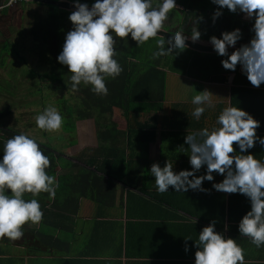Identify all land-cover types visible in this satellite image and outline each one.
Instances as JSON below:
<instances>
[{"label":"clouds","instance_id":"clouds-1","mask_svg":"<svg viewBox=\"0 0 264 264\" xmlns=\"http://www.w3.org/2000/svg\"><path fill=\"white\" fill-rule=\"evenodd\" d=\"M211 3L218 6L213 21L225 8L232 13H243L246 19L254 21L251 27L254 35L239 48H235L242 39L239 28L222 32L220 38L213 35L209 42L218 56L226 57L221 60L225 70L235 71L239 65L251 85L260 87L264 84V0H211ZM74 8L68 17L73 27L66 33L56 59L71 73L73 91H78L81 84L91 85L93 93L106 96V79H115L123 71L115 58L116 38L128 41L130 37L140 46L157 37L169 13L176 9V0H156L155 6L154 0H94L91 6L74 0ZM160 36L163 38L156 40V50L152 53L154 59L170 55L173 50H184L186 40L197 42L201 33L193 27L190 37L184 31H175L167 40ZM230 47L235 48L231 53ZM212 95L204 90L193 96L191 103L196 107L192 116L196 120L206 108L215 107ZM35 122L39 129L55 132L62 128L64 117L49 106L35 117ZM216 123L219 127L211 131L205 127L184 137V143L190 148L191 170L176 172L169 161L163 167L158 163L151 165L156 191L165 193L170 187L183 193L190 189L207 191L202 187L203 182L213 181V173L222 175V181L213 183L212 187L248 198L250 210L240 219L238 232L260 248L264 246V160L249 151L257 143L264 148V137L257 134L260 121L240 107L228 106L220 112ZM0 152L3 153L0 158V238L16 241L23 237L25 224H37L43 218L39 201L26 200L25 194L36 197L47 193L54 198L59 185L46 171L50 167L49 157L31 136L20 133L8 138ZM202 167L205 173L196 175ZM195 245L198 250L194 264H245L244 250L235 239L216 231V221L202 228ZM185 251H188L187 243Z\"/></svg>","mask_w":264,"mask_h":264},{"label":"crops","instance_id":"crops-1","mask_svg":"<svg viewBox=\"0 0 264 264\" xmlns=\"http://www.w3.org/2000/svg\"><path fill=\"white\" fill-rule=\"evenodd\" d=\"M36 7L39 5L27 2L0 13V39L4 40L3 44L7 42L3 37V29L9 28L7 23L23 19L27 13L38 14L34 10ZM26 42L24 37H19L13 43L22 47ZM3 62L6 60L1 58L0 53V66L4 65ZM239 72L240 77L235 73L222 74L221 81H201L167 74L165 107L176 112L175 122L179 128L164 131L159 125L154 140L148 141L149 135L140 139L138 155L145 158V163L134 165L124 177L127 179L114 180L117 194L107 206L91 198H80L77 204L71 201V205V202L55 201V197L50 198L49 195L33 197L26 193V200L35 198L39 201L43 218L37 224H25L24 235L19 240L0 238V264H194V254L198 250L195 241H198L202 228L211 221H216L217 232L235 239L244 250L245 264H264V246L257 248L250 238L238 232L240 219L250 210L248 198L241 194L219 192L212 187L213 183L222 181V175L213 173V181L203 182L202 187L207 191L190 189L183 193L170 187L169 191L159 193L155 178L150 173L153 163L163 167L166 161L174 165L176 172L191 170L190 148L184 143V137L205 127L210 131L219 127L217 117L228 106L240 107L260 121L257 134L264 137V84L254 87L241 67ZM6 80L11 79L8 77ZM168 82L172 84L171 95L167 94ZM204 90L213 94L211 98L215 107L206 108L196 120L192 116L196 106L191 100ZM117 113L115 120L120 132L125 133L128 115L123 111ZM152 115V112L146 111L139 115V120L143 122ZM189 125L204 126L189 128ZM76 131L79 136L72 140L73 145L69 144L71 148L79 147L82 151L85 147H98L93 120L78 122ZM166 132L169 133L164 134ZM249 151L257 159L264 160V148L259 143ZM68 156L65 154L66 158ZM84 169L89 168L78 163L74 171L78 173ZM205 170L202 167L196 175H203ZM61 171V168L57 169V173ZM105 178L110 179L108 176ZM187 238L192 240L185 241Z\"/></svg>","mask_w":264,"mask_h":264},{"label":"trees","instance_id":"trees-1","mask_svg":"<svg viewBox=\"0 0 264 264\" xmlns=\"http://www.w3.org/2000/svg\"><path fill=\"white\" fill-rule=\"evenodd\" d=\"M69 1L74 2V0ZM22 2L27 3V1ZM79 2L91 6L94 0H79ZM155 3L156 0L154 6ZM36 4L47 6L49 9L47 16L43 18L36 15L29 34L30 40H27L25 47H32L31 53L38 59L35 60L36 64L45 69L40 79L48 80L51 85V89L48 90L51 95L48 98L51 96L55 108L64 117L61 130L73 134L76 132L78 122L93 120L99 142L98 147L84 149L72 160L64 158L66 162L62 163L61 153L56 152L50 143L36 140L50 159L47 173L53 175L59 185L56 189L55 201L66 203L72 201L77 204L80 198H91L100 205H109V201L114 198L118 190L114 180L127 179L124 177L128 176L127 173L133 169V166L145 161L144 157L138 155L140 139L149 135L151 137L148 141L154 140L159 125L164 131L179 128L175 122L176 112L173 113L165 107L167 74L187 76L201 81H221L223 78L220 75L227 73L242 76L239 65L235 71L225 70L222 67L221 60L226 57L199 53L187 47L182 51L173 50L170 55L154 59L152 53L156 50V40L162 38L159 36L150 38L140 46H137L130 37L128 41L126 39L120 41L116 38L115 58L123 71L115 79L110 77L106 79L108 94L97 95L90 90L91 85L84 84L79 85L78 91H73L71 73H68L67 66L59 64L56 59L62 50L66 33L73 27L68 19L71 12ZM217 8L218 6L211 3V0H176V9L169 13V19L165 21L163 30L172 33L184 31L185 35L190 37L191 29L196 27L201 33L199 40L210 41L213 35L220 38L222 32L239 28L242 39L237 43L240 46L247 44L254 35L251 32L254 21L245 20L243 13H232L226 8L222 9V15L213 21V13ZM40 90L43 92V87L39 88ZM119 111L128 115L129 123L125 133L120 132L115 120ZM146 111L152 112L153 115L141 122L139 115ZM9 112L10 110L7 113ZM158 113H161L160 116ZM202 126L204 125L188 127L202 128ZM1 130L0 150L8 138L23 133L13 131L12 128ZM167 133L169 132L164 134ZM46 134L43 133V136ZM70 143V145L74 144L72 141ZM145 146L148 147L147 143ZM2 155L3 153L0 152V158ZM78 163L84 164L89 169L75 173ZM58 168L62 170L60 173H57ZM106 176L110 179L106 180ZM42 194L48 195L47 193L39 195ZM72 202L69 204L72 205Z\"/></svg>","mask_w":264,"mask_h":264},{"label":"rangeland","instance_id":"rangeland-1","mask_svg":"<svg viewBox=\"0 0 264 264\" xmlns=\"http://www.w3.org/2000/svg\"><path fill=\"white\" fill-rule=\"evenodd\" d=\"M22 3L24 2L19 4ZM48 9L47 6H39L34 10L37 11L38 14L36 15L38 17L43 18L47 16ZM36 15L27 13L23 19L12 20L7 23L9 28L3 29V37H6L7 42L3 44L4 40L0 39L2 43L0 45L1 58L6 60L4 65L0 66V82L2 81V86H0V131H2L1 129L12 128L13 131H21L35 140L48 142L55 148L56 152L61 153V162L64 163L66 162L64 160L66 158L65 154H69L68 159L72 160L77 153L81 152L79 147L74 146L71 148L69 145L74 138L78 139L79 134L77 131L73 134H68L67 132H62L61 129L55 132H46L36 126L35 117L46 107H55L51 96L48 98L51 95L48 92L51 89V85L46 79L41 81L40 75H44L45 69L43 70L42 67L36 64L35 60L38 59L31 53L32 47H25L27 42L22 47L20 45L22 42H19L20 44L13 43L18 41L19 37H24L25 40H28L30 28L35 21ZM243 19L249 20L245 18L244 14ZM235 47H240V44L237 43ZM8 77L12 81L6 80ZM171 86L172 84L168 82V95H171ZM42 87L43 92L41 91L42 89L39 91V88ZM36 91L38 94H36ZM9 110L10 112L7 113ZM117 116L118 113L115 116L116 119ZM43 133H47L46 136H43ZM85 149L87 148L85 147ZM70 151L72 154H70Z\"/></svg>","mask_w":264,"mask_h":264},{"label":"water","instance_id":"water-1","mask_svg":"<svg viewBox=\"0 0 264 264\" xmlns=\"http://www.w3.org/2000/svg\"><path fill=\"white\" fill-rule=\"evenodd\" d=\"M25 1L49 5V6H53V7L66 10V11H70V12L75 10L74 2H71L69 0H25ZM171 34L172 32L166 31L163 29L162 31L158 32L159 37H162L160 35H163L165 38H167ZM186 45H187V48L193 51L199 52V53L216 54V52L214 51L209 41L198 40L197 42H192L191 39H188L186 40ZM235 48H239V47H235ZM235 48L230 47L228 49L229 53L234 51Z\"/></svg>","mask_w":264,"mask_h":264},{"label":"built area","instance_id":"built-area-1","mask_svg":"<svg viewBox=\"0 0 264 264\" xmlns=\"http://www.w3.org/2000/svg\"><path fill=\"white\" fill-rule=\"evenodd\" d=\"M25 0H0V13L6 9L14 8L16 5Z\"/></svg>","mask_w":264,"mask_h":264}]
</instances>
